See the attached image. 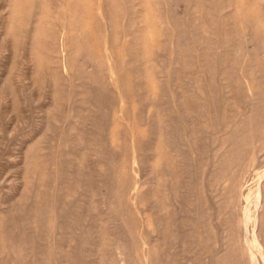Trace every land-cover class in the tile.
Here are the masks:
<instances>
[{
    "label": "rangeland",
    "instance_id": "1",
    "mask_svg": "<svg viewBox=\"0 0 264 264\" xmlns=\"http://www.w3.org/2000/svg\"><path fill=\"white\" fill-rule=\"evenodd\" d=\"M96 1H103L105 6L111 2L79 0L80 5L76 6L68 0H32L31 4L27 3L28 9L17 14L19 6L15 0H0V264H117L116 259L126 264H211L222 255L217 243L222 223L216 232L215 222L210 221L225 209L218 218L229 227L226 258L229 264H247L241 257L245 244L257 253L261 248L256 240L248 243L239 240L234 223L236 211L231 210V205L242 180L249 183L250 200L256 199V189L262 190L263 186L258 183L264 156L259 153L249 167L233 168V164L253 157L250 144L259 136L252 138L249 132L247 137H232L231 142L244 144H237L226 158L221 157L211 177L202 172L204 165L211 167L213 153L219 150L227 134L241 125L238 120L249 126L246 93L214 92L224 81L210 85L208 77L213 75H204L196 68L199 54L200 61L209 59L196 46L215 45L208 39L209 31L220 29L229 10L219 8L218 0H200L194 10L190 8L193 0H147L146 10L139 5L140 0H113L110 27L103 23ZM244 2L252 4L250 17L256 13L258 19L264 20V0ZM42 12L46 16L40 21ZM70 12L80 16L76 22L82 20L84 32L69 29L65 24V16ZM142 18L152 23L149 29L141 22ZM187 19L195 20V30L209 31L200 43L195 41L196 34L193 39L182 32L179 41L182 48L178 51V40L171 30L176 23ZM131 21H136V25L132 26ZM232 25L230 16L227 27ZM139 32L151 37L140 41ZM81 35L88 38L87 45L97 66L89 64L84 54L67 56L79 46ZM234 39V35L230 37V50ZM257 44V38L247 41L241 38L237 48L228 50L224 58L228 63L235 58L244 64L249 55L263 54ZM125 45L148 47L138 63L137 76H128L123 64ZM157 47L163 50L162 57L156 52ZM177 52L180 58L175 64L176 60L172 61ZM143 69L151 71L149 78ZM159 69L163 70V77ZM88 72H96L95 77L106 81L105 86L90 84ZM171 72V81L179 83L180 90L170 84V78H165ZM242 72V68L237 72L239 77ZM215 73L217 77L221 75L218 69ZM157 85L164 87L166 93H156L159 89L154 90L153 86ZM173 124L182 126L180 131L186 134L183 138L177 137ZM204 126L206 129L200 134H191L193 129L200 131ZM180 140L183 149L192 150L194 155L195 167L190 169L186 162L188 172L184 176L183 160L174 154L170 144ZM156 151L162 152V160L169 165L168 172L173 173V178L166 177L168 182L177 180L180 186H166L161 167L152 157ZM236 158L237 162H233ZM183 189L192 193L178 194ZM181 196L184 203L181 202L180 208ZM108 204L117 220H112ZM256 214L255 209L249 211L247 228L254 226ZM123 216L131 225L123 224L119 218ZM128 236L134 241L133 249L109 243L116 237Z\"/></svg>",
    "mask_w": 264,
    "mask_h": 264
},
{
    "label": "bare ground",
    "instance_id": "2",
    "mask_svg": "<svg viewBox=\"0 0 264 264\" xmlns=\"http://www.w3.org/2000/svg\"><path fill=\"white\" fill-rule=\"evenodd\" d=\"M17 3H18V6L16 8V12L17 14H20L21 12H24L26 9L29 8V6H27V3L31 4L32 3V0H15ZM70 2H74L77 5H80V4H77L79 0H68ZM111 1V2H110ZM112 1L113 0H108V5L105 6V3L103 1H100V3H98V1H96V5H97V8L99 9V11L101 12V19H103V23L107 24L108 26L112 27V22H111V15H112V12H113V7H112ZM168 1H177V0H168ZM245 0H232V2H230V0H218L216 1V3L219 5V8H222V9H228L229 10V14L226 15V20L225 22H223L222 26L220 27L219 30H217V32H214V31H209V29L207 28H201V29H194L196 27V23H195V20L194 21H190V20H186L184 22H180V23H176L174 26H173V29L171 30V33H174L175 34V37L176 39L178 40L177 42V45H176V49L178 51H180V49L182 48L181 44H180V34L183 32V33H186L187 34V37H193L194 39V35L196 34L195 36V41L196 42H199L201 40V37L202 36H205V33L209 31V37L208 39L212 42H215L214 44L215 45H211V44H208L207 46H200V45H197L196 46V49L197 50H202L203 54L205 56H207L209 59H207V61H200V58L201 55L199 54L198 56V62L196 64V68L198 69L197 72H200V70H202V73H205L204 75H213V77H208L209 79V83L210 85H212V83L216 82L217 80L219 81H224L223 84H220L217 88L214 89V92L217 91V90H225L226 92H229V93H246V96H245V100L247 101V104L249 105V113H248V117L246 119L247 121V124L249 125L248 127L243 126L242 125V121H239V127L236 126L232 132L228 133L227 137H225L220 145V147L218 148L219 152H215L213 153V156H214V160H211L213 161L211 167L207 165H204V168H203V171H205V175L207 177H211L214 173L217 166H219V159L222 157V158H226L227 155L229 154V152L231 151V149H233V147L235 148L237 146V144H244V142H231V138L232 137H240V138H243V137H247L248 136V133L250 132V135L251 137L253 138L254 136H259V139L258 140H252L251 144H250V152L251 154L253 155V157L251 158H244L243 160L239 161L238 163H236L235 165L233 164V168H238V167H242L243 166H251L253 165L254 161H256V159L258 158V154L259 153H263L262 155L264 156V20L263 19H258L256 17V13L253 14L251 17H250V14H249V11L251 12L252 10V4H246L244 2ZM180 2V1H179ZM193 3L194 5H191V9L194 10L196 8L199 7L200 5V0H193ZM148 1L147 0H140V3L139 5L141 7H143V9H147L148 8ZM61 5V4H60ZM214 5V4H213ZM212 5V6H213ZM45 3H44V7H45ZM75 6V7H76ZM207 6H210V4H208ZM40 7V6H39ZM73 8V7H72ZM42 9V8H41ZM106 10V11H104ZM11 11V10H10ZM30 12V11H29ZM99 12V14H100ZM122 12V11H121ZM194 12V11H193ZM71 13V12H70ZM68 14L67 16H65V24H67L68 26H70L69 29H72L73 28H76V30H79L78 32H84L83 31V28H85L82 20L81 22L78 20V23L76 22L77 19L80 18V16L76 17L75 14ZM99 14L97 15L99 17ZM122 15V14H121ZM45 13L42 12L40 15H39V19L41 21V19L45 18ZM230 16L233 17V23L234 25H232V27H227V20L230 19ZM28 17V16H27ZM214 19V18H213ZM93 20V19H92ZM43 21V20H42ZM90 22V21H88ZM95 22V21H93ZM132 22V21H131ZM141 22H143L146 27L149 29V27L151 26V22L148 21V18H142ZM139 23V22H137ZM136 25V21L135 22H132V26L133 25ZM198 24L199 22L197 23V27H198ZM119 26V25H118ZM127 27H130V24H126ZM200 26V25H199ZM213 26V25H212ZM230 26V25H229ZM216 27V26H215ZM143 33V35H141ZM41 34V33H40ZM139 35H140V41H143L144 39H149V35H147L146 33L144 32H139ZM235 36V39H234V42L231 44V50L233 48H237L238 46V43H239V40H241V38L244 40V41H247L248 39H256L258 40V46H257V49L258 48H261L262 51H263V54L260 55V56H257V57H252V56H248V59L246 62L241 63L240 61H236L235 58H233V61H231L230 63H228L226 60H225V55H227V53L229 54V51L230 50V37L231 36ZM148 36V37H147ZM211 36H214V39L211 38ZM134 39H135V36H134ZM97 40V39H96ZM232 40V39H231ZM80 43L78 44L79 46L76 47V50L74 51V53H71V54H67V56H72V55H79V54H84L85 58L88 59V62L89 64H91L92 66H97V62L93 59V52L91 51L90 49V46H88V38H86L85 36H82L81 35V38L78 40ZM97 43V42H96ZM200 43V42H199ZM139 45V43H138ZM147 48L146 46H139L137 48H134V46H123L122 47V50H123V64L126 65V71L128 73V76H137L139 74V69L137 68L138 67V63H140L142 60H143V55L146 54L147 52ZM244 48V47H243ZM99 49V48H98ZM139 53H137L139 50ZM163 49V48H162ZM230 50V51H231ZM94 51V50H93ZM227 51V52H225ZM99 51H97L98 53ZM156 52L159 54L160 57H162L164 55L163 53V50H161L160 47H157L156 48ZM101 55V54H100ZM203 55V56H204ZM99 56V54H98ZM158 56V55H157ZM131 57L132 60H128V58ZM82 58V57H81ZM179 53L177 52V55L173 58V61L172 63L175 61V64H177L178 60H179ZM241 58V57H240ZM161 59V58H160ZM85 60V59H84ZM218 60V61H217ZM217 61V62H216ZM163 62L162 60H160V63ZM188 66V65H186ZM35 67V66H34ZM242 68V75L244 76H240L238 75L237 72L240 71V69ZM35 69V68H34ZM96 69V68H95ZM180 69V68H178ZM177 69V70H178ZM221 73V75L219 77L216 76V73H215V70H217ZM78 70V69H77ZM100 71V70H99ZM167 71V70H166ZM77 72V71H75ZM84 72V71H82ZM141 72V70H140ZM143 72L144 74L149 78L151 76V71H149L148 69H143ZM159 72V75L160 77H163V70L159 69L158 70ZM100 73V72H99ZM95 74H97L96 72H88V76H87V79L89 80L90 84L93 83L92 85H103L104 83H106V81L104 82V80H102L101 78H96L95 77ZM36 75V74H35ZM38 75V73H37ZM166 75V79H169L170 78V84H172V86H174L177 90L181 89L180 86H179V83H173L171 81V79L173 80V75H172V72L169 73V74H165ZM40 76V75H39ZM100 76V75H99ZM200 77V76H199ZM36 78V76H35ZM222 78L224 80H222ZM37 79V78H36ZM165 79V80H166ZM245 79V80H244ZM42 80V79H41ZM179 81V80H177ZM168 82V81H167ZM39 83V82H38ZM82 83V82H81ZM89 84V85H90ZM85 85V84H84ZM91 85V86H92ZM234 85V86H233ZM48 86V85H47ZM105 86V84H104ZM165 86V85H164ZM209 86V85H208ZM95 87V86H94ZM164 87L162 86H153V89L156 90V89H159V91H157L156 93H166L165 89H163ZM203 88V87H202ZM167 90V88H166ZM185 91V90H184ZM155 93V92H154ZM189 93V92H188ZM167 97L168 94H167ZM199 97V96H198ZM156 98V97H155ZM200 98V97H199ZM231 102V101H230ZM186 105V104H185ZM201 105V104H200ZM168 106V105H167ZM169 107V106H168ZM175 107V106H174ZM228 107V105H227ZM179 109V108H178ZM224 110V109H223ZM244 110V109H243ZM142 111V110H141ZM179 112V111H178ZM224 112V111H223ZM171 113V112H168V114ZM180 113V112H179ZM149 115H150V119L151 118V112H149ZM224 115V114H223ZM173 116V115H172ZM171 116V117H172ZM179 116V115H178ZM181 116V115H180ZM206 117V115H205ZM239 117V116H238ZM132 118V117H131ZM225 118V117H223ZM173 119V118H172ZM236 119V118H234ZM182 120V119H181ZM202 121V120H201ZM205 121V120H204ZM184 122V120H183ZM146 123V122H145ZM179 123V122H177ZM209 123V122H208ZM147 124V123H146ZM184 124V123H183ZM206 124V123H205ZM169 125V124H168ZM204 125V124H203ZM223 125V124H222ZM222 125H221V128H222ZM141 127V126H140ZM146 127V126H145ZM170 127V126H169ZM179 127H182L180 124H173V127L172 129L176 132L177 134V137L179 136L180 138H183V136H185L186 134L184 132H181ZM205 127V128H204ZM202 127V129L200 131H198L197 128L193 129V132L191 134H194L197 135L200 134L201 131L205 130L206 129V126ZM240 128L241 131H238V129ZM184 130V128H183ZM243 130V132H242ZM144 132V130H142ZM147 131V129H146ZM179 131H180V134H179ZM209 131V130H208ZM205 132V131H204ZM148 133V132H147ZM172 133V132H171ZM174 133V132H173ZM141 134H143L141 132ZM165 134V133H164ZM167 134L169 135V133L167 132ZM173 135V134H172ZM215 135V133H214ZM165 136L167 137V135L165 134ZM171 136V135H170ZM127 137V136H126ZM174 137V136H173ZM190 137H193L190 135ZM148 138V137H147ZM168 138V137H167ZM170 138V137H169ZM211 138V137H210ZM129 139V138H128ZM173 139V138H172ZM169 140V139H168ZM165 142V141H164ZM170 142V141H169ZM168 142V143H169ZM183 143L181 140L176 142V143H170L171 144V147L173 149V152L174 154L176 155H179L181 157V159L183 160V170H182V175L184 176L186 172H188L186 170L187 166L186 165V162L189 163V168L192 169L194 168L195 166H193V151L192 150H184L183 149V145L181 144ZM205 143V142H204ZM184 144V143H183ZM206 145V144H205ZM168 146V145H167ZM211 146V145H210ZM206 148V147H205ZM169 149V148H168ZM215 149V148H214ZM213 149V150H214ZM127 152V151H126ZM212 153V152H211ZM231 153V152H230ZM165 154V153H164ZM154 156H152L154 158V161H157L156 165L157 166H160L161 167V176L163 178H165V183H166V186H180L179 182L176 180V181H170V183L168 182V180L166 179V177L170 176L171 178H173V173L171 172H168V164H166V162L164 160H162V152L161 151H156L154 154ZM211 155V154H209ZM212 157V156H210ZM128 158V157H127ZM135 159V158H134ZM149 159V158H148ZM260 159V158H259ZM167 160V159H166ZM134 161V160H133ZM226 161V160H225ZM233 162H237V158L236 159H233ZM209 163V162H208ZM226 163V162H225ZM173 164V163H172ZM138 165V164H137ZM168 165V166H167ZM186 165V166H185ZM208 166V167H207ZM263 167L261 168L260 170V181H259V186L261 185V183H263V186H262V190H258L256 189V194H255V198L254 200H250L252 198H249V188H248V184L245 183L243 180L239 183V185L237 186V189H236V193H235V201H234V204L231 205V210L234 209L236 211V214H235V218H234V223L236 224V226L238 227L237 229V236L239 238V240L243 241V243H248V241H252L254 242V240H256V242L259 243L260 245V248H261V252L260 253H257V251H254V249H252V247L248 244H245V246L243 247L242 249V252H241V257H242V261L244 263H247V264H257V262H259L260 264H264V164L262 165ZM177 168V167H176ZM201 168V169H202ZM178 169V168H177ZM227 170V169H226ZM229 171V170H228ZM231 171V170H230ZM249 171V170H248ZM109 172V170H108ZM119 172V171H117ZM116 172V173H117ZM191 172V171H190ZM52 173V172H51ZM231 173V172H230ZM191 174V173H190ZM237 174V173H236ZM105 175V173H104ZM117 175V174H116ZM121 175V174H120ZM229 175V174H228ZM235 175V174H234ZM207 177H204V179ZM112 178V176H111ZM118 178V177H117ZM131 178V177H130ZM129 178V179H130ZM234 178V177H233ZM256 178H259V177H256ZM113 179V178H112ZM115 179V178H114ZM120 179V178H118ZM187 179V177H186ZM188 179H191L188 177ZM235 179V178H234ZM110 180V179H109ZM108 180V181H109ZM149 180V179H148ZM170 180V179H169ZM236 180V179H235ZM254 180V179H253ZM55 181V180H54ZM107 181V182H108ZM247 181V180H246ZM126 182V181H125ZM187 182V181H186ZM192 182V180H191ZM205 182V181H204ZM207 182V181H206ZM205 182V183H206ZM113 183V182H112ZM183 183V182H182ZM204 183V184H205ZM256 183V184H257ZM119 184V182H118ZM190 184V182H189ZM117 185V184H116ZM125 185V184H124ZM183 186V184H181ZM188 185V184H187ZM206 185V184H205ZM112 186V185H111ZM134 186V185H133ZM190 186V185H189ZM196 186V184H195ZM226 186V184H225ZM251 186V185H250ZM256 186V185H255ZM33 187V186H32ZM52 187V186H51ZM131 187V186H130ZM192 187H194L192 185ZM257 187V186H256ZM54 188V187H53ZM120 188V187H119ZM183 188V187H182ZM190 188V187H188ZM215 188V187H214ZM224 188V187H223ZM113 189V188H112ZM121 189H122V186H121ZM131 189V188H130ZM191 189V188H190ZM196 189V188H195ZM217 189V188H216ZM259 189V188H258ZM185 189L183 190H179L178 191V194H182V195H185L186 191L188 193L189 190L186 189V191H184ZM192 190V189H191ZM207 190V189H206ZM120 191V190H119ZM147 191V190H146ZM209 191V190H207ZM213 191V190H212ZM116 192V191H115ZM122 192V191H121ZM139 192V191H138ZM191 192V191H189ZM199 192V191H198ZM222 192V191H221ZM253 192V191H252ZM131 193V192H130ZM145 193V192H144ZM192 193V192H191ZM121 194V193H120ZM140 194H141V190H140ZM143 194V193H142ZM148 194V193H147ZM210 194H212V192H210ZM221 194V193H220ZM54 195V194H53ZM119 195V194H117ZM191 195V194H190ZM198 195H201L198 194ZM213 195V194H212ZM231 195V194H230ZM229 195V196H230ZM258 195V196H257ZM147 196V195H146ZM207 196V195H206ZM210 196V195H209ZM228 196V197H229ZM253 196V195H252ZM130 197V196H129ZM137 197V196H136ZM189 197V196H188ZM191 197V196H190ZM194 197V196H192ZM254 197V196H253ZM48 198V196H47ZM103 198V197H102ZM119 198V197H118ZM148 198V197H146ZM176 198V197H175ZM182 198V196H181ZM196 198V197H195ZM194 198V199H195ZM200 198V197H199ZM210 198H212L210 196ZM214 198V197H213ZM224 198V197H223ZM32 199V198H31ZM177 199L179 200V198L177 197ZM176 199V200H177ZM184 197L182 198V200H179V207L181 208V206H183L182 201ZM190 200V199H189ZM193 200V199H192ZM191 200V201H192ZM197 200V199H195ZM194 200V201H195ZM220 200V199H219ZM229 200V199H228ZM232 200V199H231ZM57 201V200H56ZM55 201V202H56ZM106 201V200H105ZM115 201V200H114ZM171 201V200H170ZM199 201H201L199 199ZM212 201V204L213 203V200L211 199ZM54 202V203H55ZM146 202V201H145ZM144 202V204H145ZM178 202V201H177ZM182 202V203H181ZM203 202V201H202ZM210 202V201H209ZM218 202V201H216ZM140 203V202H139ZM155 203V201H154ZM153 203V204H154ZM199 203V202H198ZM198 203H196L198 205ZM150 204V203H149ZM59 205H60V202H59ZM115 205H117L115 203ZM152 205V204H151ZM173 205V203H172ZM201 205V204H200ZM228 205V204H227ZM73 206V205H72ZM76 206V205H75ZM108 210L110 211V216L112 218V220H117L116 219V215H112V207H111V204H108ZM119 206V205H118ZM185 206V205H184ZM187 206V205H186ZM191 206H194L191 205ZM213 206V205H212ZM215 206V205H214ZM41 207V206H39ZM38 207V208H39ZM74 207V206H73ZM72 207V208H73ZM148 207V205H147ZM173 207V206H172ZM175 207V206H174ZM198 207V206H197ZM196 207V208H197ZM53 209V207H50ZM75 208V207H74ZM103 208V207H102ZM157 208V207H156ZM184 208V207H183ZM182 208V209H183ZM190 208V207H189ZM217 208H220V207H217ZM216 208V209H217ZM49 209V208H48ZM63 209V208H62ZM86 209V208H85ZM193 209H195L193 207ZM252 209H255V211L257 212V217L255 216V220H253L252 224H254V229L253 227L252 228H247V225H248V220H250L248 218V215H249V211H251ZM87 210V209H86ZM191 210V209H190ZM201 211V208L199 209ZM208 210V209H207ZM215 210V209H214ZM213 210V211H214ZM116 212V210H113ZM227 211V209H225L224 212H221L219 215L222 216V214H224L225 212ZM54 212V210H53ZM70 212V211H69ZM114 212V214H115ZM191 212V211H190ZM195 212V211H194ZM198 212V211H197ZM52 213V212H51ZM56 213V212H54ZM64 213V212H63ZM192 213V212H191ZM253 213H255L253 211ZM251 213V214H253ZM189 214V213H188ZM24 215H25V212H24ZM27 215V214H26ZM59 215V214H58ZM65 215V214H64ZM70 215V214H69ZM90 215V214H89ZM179 215V214H178ZM195 215H196V212H195ZM218 215V216H219ZM173 216V215H172ZM183 216V214L181 215ZM218 216L216 217V219H212V221L210 222H215L216 224V227H215V230L216 232H218V234L220 235V238L219 240L217 241V243L219 244L220 246V249H219V253L222 252V255H221V258L220 260H217V262H211V264H229L228 260H227V243L225 242L226 241V237H227V229L229 228L227 226L228 223L226 222H221L220 219L218 218ZM54 217V216H53ZM70 217V216H69ZM196 217V216H195ZM59 218V217H58ZM63 218V216H62ZM89 218V217H88ZM104 218V217H103ZM123 224L126 222L124 216L123 217H119ZM129 218H132V217H129ZM179 218H182V217H179ZM36 219V218H35ZM106 219V218H105ZM104 219V220H105ZM148 219V218H147ZM183 219V218H182ZM191 219V218H190ZM201 219V218H199ZM88 220V219H87ZM182 221V220H181ZM184 221V219H183ZM201 222V220H199ZM198 221V222H199ZM252 221V220H251ZM56 222H57V219H56ZM89 222V221H88ZM250 222V221H249ZM55 224V222H53ZM87 223V222H86ZM114 223V222H112ZM126 223H129L126 222ZM184 223V222H183ZM202 223V222H201ZM222 223V224H221ZM53 224V225H54ZM64 224V223H63ZM92 224V223H91ZM130 224V223H129ZM182 224V222L180 223ZM188 224V223H187ZM186 224V225H187ZM200 224V223H199ZM221 224V228L218 226ZM250 224V223H249ZM131 225V224H130ZM129 225V226H130ZM149 225V224H148ZM214 225V224H213ZM24 226V225H23ZM36 226V225H35ZM126 226V225H125ZM128 226V227H129ZM133 226V225H132ZM131 226V227H132ZM181 226V225H180ZM184 226V225H183ZM187 226H190V224H188ZM217 226L219 227V230L217 231ZM252 226V225H250ZM85 227V226H84ZM88 227V226H87ZM127 227V226H126ZM166 227V226H165ZM22 228V227H21ZM62 228V227H60ZM118 228V227H117ZM120 228V227H119ZM118 228V229H119ZM123 228V227H122ZM175 228V227H174ZM84 229V228H83ZM116 229V228H115ZM126 229V228H125ZM155 229V228H154ZM167 229V228H165ZM180 229V228H178ZM192 229V228H191ZM200 229V228H199ZM122 230V229H121ZM131 230V229H130ZM183 230V229H182ZM197 230V229H196ZM41 231V230H40ZM43 231V230H42ZM132 231V230H131ZM160 231V229H159ZM62 232V231H61ZM61 232H58L57 233H61ZM123 232V231H122ZM121 232V234H122ZM64 233V231H63ZM86 233V232H85ZM112 233V231H111ZM128 233V232H127ZM183 233V232H182ZM185 233V231H184ZM37 234V233H35ZM84 234V233H83ZM150 234V233H149ZM177 234H179L177 232ZM124 235V234H122ZM127 235V234H126ZM185 235V234H183ZM20 236V235H19ZM49 236V235H48ZM132 236V235H131ZM130 236V237H131ZM180 236V235H179ZM182 236V235H181ZM195 236V235H194ZM24 237V236H23ZM22 237V238H23ZM128 236L127 237H116L114 239H112L109 243L110 244H116L117 246L122 247V249H131L132 248V243L134 241H132V237L130 238ZM178 237V236H177ZM82 238V236H81ZM159 238V237H158ZM185 239V237H182ZM38 239V237H37ZM179 241L181 242V239L180 237L178 238ZM26 240V239H24ZM53 241V240H52ZM80 241V240H79ZM92 241V239L90 240ZM208 241V240H207ZM55 242V240H54ZM188 242V241H187ZM82 243V242H81ZM91 243V242H89ZM21 244V243H20ZM155 244V243H154ZM153 244V245H154ZM157 244V242H156ZM155 244V245H156ZM206 244V243H205ZM252 244H255V243H252ZM22 245V244H21ZM58 245V244H57ZM154 245V246H155ZM186 245V243L184 244ZM204 245V244H203ZM207 245V244H206ZM240 245V244H239ZM20 246V245H19ZM36 246V245H35ZM64 246V245H63ZM84 246V245H82ZM110 246V245H109ZM108 246V247H109ZM157 246L159 247V245L157 244ZM62 247V246H61ZM153 247V246H152ZM202 247V246H201ZM254 247V245H253ZM20 248V247H19ZM65 248V246H64ZM111 248V247H110ZM109 248V249H110ZM118 248V247H117ZM154 248V247H153ZM205 249V247H203ZM203 248H200L203 249ZM218 248V247H217ZM255 248V247H254ZM259 248V249H260ZM53 249V248H51ZM56 249V248H55ZM94 249V248H93ZM114 249V248H113ZM133 249V248H132ZM137 249V248H136ZM151 249V248H150ZM203 249V250H204ZM111 250V249H110ZM120 250V249H119ZM157 250V248H156ZM256 250V249H255ZM92 251V250H91ZM95 251V250H94ZM93 251V252H94ZM115 251V250H114ZM113 251V252H114ZM142 251V249H141ZM207 251V250H206ZM19 252V250H18ZM89 252V251H87ZM119 252V251H118ZM123 252V251H122ZM125 252V251H124ZM133 252V251H131ZM152 252V251H151ZM150 252V253H151ZM205 252V251H204ZM213 252V251H212ZM72 253V252H71ZM77 254V252H75ZM80 253V252H79ZM157 253V252H156ZM155 253V254H156ZM218 253V254H219ZM55 254V253H53ZM59 254V253H58ZM86 254V253H85ZM128 254V252H127ZM212 254V253H211ZM210 254V255H211ZM214 254V252H213ZM19 255V253H18ZM80 255V254H79ZM108 256V254H106ZM135 255V253H134ZM133 255V256H134ZM23 256V255H22ZM52 256H55L56 257V254L55 255H52ZM72 256H74L72 254ZM116 256V255H115ZM129 256V255H128ZM25 257V256H24ZM58 257V255H57ZM85 257V256H84ZM88 257V256H87ZM122 257V256H121ZM120 257V258H121ZM136 257V256H135ZM142 257V256H141ZM213 257V255H212ZM215 257V256H214ZM12 258V257H11ZM14 258V257H13ZM23 258V257H22ZM54 258V257H52ZM59 258V257H58ZM86 258V257H85ZM84 258V259H85ZM89 258V257H88ZM119 258V257H118ZM130 258V257H129ZM148 258V257H147ZM159 258V257H158ZM15 259V258H14ZM30 259V258H29ZM28 259V260H29ZM81 259V258H80ZM150 259V257H149ZM189 259V258H188ZM27 260V261H28ZM71 260V259H70ZM90 260V259H88ZM123 260V259H122ZM131 260V259H130ZM209 260V259H208ZM207 260V262H208ZM213 260V259H212ZM13 261V260H12ZM20 261V260H19ZM42 261V260H41ZM65 261V260H64ZM84 261V260H83ZM124 261V260H123ZM159 261H161L159 259ZM210 261V260H209ZM214 261V260H213ZM25 262V261H24ZM37 262V261H36ZM55 262V261H54ZM116 262L117 264H126V263H122V261L120 259H116ZM141 262V261H140ZM162 262V261H161ZM206 262V263H207ZM18 264V262H15ZM56 263V262H55ZM69 263V262H68ZM100 263V262H99ZM142 263V262H141ZM258 263V264H259ZM29 264V263H27ZM79 264V263H78ZM85 264V263H83ZM87 264H90V263H87ZM160 264V263H159ZM205 264V263H204ZM235 264V263H234ZM240 264V263H239Z\"/></svg>",
    "mask_w": 264,
    "mask_h": 264
}]
</instances>
